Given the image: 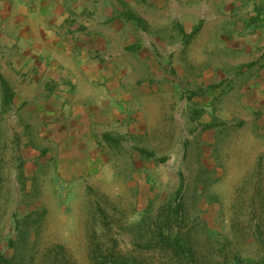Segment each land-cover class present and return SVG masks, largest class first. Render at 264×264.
Returning <instances> with one entry per match:
<instances>
[{"label": "crops", "instance_id": "crops-1", "mask_svg": "<svg viewBox=\"0 0 264 264\" xmlns=\"http://www.w3.org/2000/svg\"><path fill=\"white\" fill-rule=\"evenodd\" d=\"M1 106L30 186L264 175V0H0Z\"/></svg>", "mask_w": 264, "mask_h": 264}, {"label": "rangeland", "instance_id": "rangeland-1", "mask_svg": "<svg viewBox=\"0 0 264 264\" xmlns=\"http://www.w3.org/2000/svg\"><path fill=\"white\" fill-rule=\"evenodd\" d=\"M18 152L1 106L0 264H264L259 172L225 181L198 168L189 183L183 165L152 161L142 179L116 176L79 197L26 184Z\"/></svg>", "mask_w": 264, "mask_h": 264}, {"label": "trees", "instance_id": "trees-1", "mask_svg": "<svg viewBox=\"0 0 264 264\" xmlns=\"http://www.w3.org/2000/svg\"><path fill=\"white\" fill-rule=\"evenodd\" d=\"M7 103V102H6ZM177 208H179V205L177 206ZM175 246H177L178 248H180V245H179V243H176V245Z\"/></svg>", "mask_w": 264, "mask_h": 264}]
</instances>
